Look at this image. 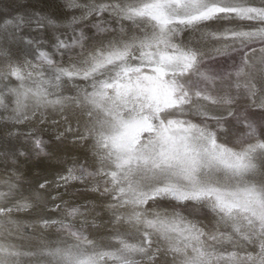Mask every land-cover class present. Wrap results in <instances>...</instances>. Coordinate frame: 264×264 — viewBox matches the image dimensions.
<instances>
[{
	"label": "snow or ice",
	"instance_id": "1",
	"mask_svg": "<svg viewBox=\"0 0 264 264\" xmlns=\"http://www.w3.org/2000/svg\"><path fill=\"white\" fill-rule=\"evenodd\" d=\"M65 8L79 15H71L64 31L57 20L36 11L0 17V57L9 58L5 75L18 82L0 87V110L7 109L8 97L13 104L11 115L0 119L14 124L30 119V99L36 111L58 108L66 122L69 107L81 109L85 130L77 121L75 127L66 123L65 131L74 143L92 141L98 167L74 162L57 174L55 195L47 180L38 187L35 199L43 192L63 213L59 219L42 218L41 226L66 232L73 243L52 241L33 251L0 246V264H155L162 252L158 241L166 243L165 255L180 257V264H264V131L247 112L264 109V0H66ZM85 27L94 29L93 40L105 37L91 50ZM185 29L193 38L177 42ZM49 31L51 52L44 35ZM209 39L224 42L214 50L218 55L241 50L232 71L220 75L205 66L200 47ZM20 44L32 56L23 65L10 60L12 46ZM56 54L67 55V64H58ZM65 80L86 86L64 96ZM241 99L249 103L237 108ZM219 111L226 116L216 115ZM193 115L200 123L189 118ZM229 117L242 126L231 140L218 136ZM27 138L30 150L14 148L3 153L5 159L47 155L42 138L33 133ZM88 178H98L91 191L114 201L108 205L113 222L139 226L136 231H116L102 243L76 227L86 205L69 204L59 189ZM17 191L12 184L0 200L15 198ZM28 199L13 207L31 208ZM163 201L172 211L146 207ZM180 209L192 216L207 209L215 223L190 220ZM12 210L0 207V215ZM234 237L258 249L256 254L229 250Z\"/></svg>",
	"mask_w": 264,
	"mask_h": 264
},
{
	"label": "bare ground",
	"instance_id": "2",
	"mask_svg": "<svg viewBox=\"0 0 264 264\" xmlns=\"http://www.w3.org/2000/svg\"><path fill=\"white\" fill-rule=\"evenodd\" d=\"M65 3L66 0H0V17L14 18L17 15L31 14L36 11L57 20L60 25L64 26L68 24L71 15H79V12L72 13L68 11L65 8ZM25 34L27 35V30H25ZM131 34V32L127 33V35ZM192 38L193 34L191 31L185 29L176 37V41H187ZM101 39H105V37H96V40L90 39L87 48L91 50L92 45ZM222 43L224 42L209 39L201 45L200 50L204 55H211L210 53H215L214 50L221 47ZM229 43L231 42L229 41ZM251 47L258 48L259 46L255 45ZM72 56L75 57L76 54ZM25 57L32 59V56L24 45L12 46L11 61L23 65ZM57 57V54L54 55L55 61ZM9 62V58L0 57V87H16L18 85V82L14 78L5 75L8 72ZM56 62L66 65L68 56L65 55L60 61ZM77 86L85 87L86 82L82 80H65L62 94L64 96H74ZM11 100L12 97L6 99L8 107L6 110H0V117L11 115V109L13 108ZM259 102L258 98L256 103L258 104ZM34 111H36V105L30 99L28 101V108L26 109V115L30 119L15 124L0 119V192H8L12 184H15L18 189L15 198L0 200V207L7 206L13 208L10 213L0 215V246L14 247L21 251H33L50 244L52 241H60L64 244L74 242L71 236L66 232L57 231L56 227L44 228L41 226L40 220L42 218L59 219L63 213L61 210L53 208L52 202H50L48 196L43 192L39 193V200L35 199L38 194V187L39 184L47 180L52 185V189H49V191H52V194L55 195L56 192L53 189H55L57 174H62L74 162L84 164L89 170H94L98 167L96 159L92 155V141L87 140L74 143V136L65 131L66 123H71L75 127L77 121L81 125L80 131L83 132L85 130L87 118L83 115L81 109H77L74 106L69 107L64 113L68 116L67 122L61 118L58 108L48 106L45 109L42 106L33 117L32 113ZM215 114L220 115L221 113L219 111ZM189 118L196 123H200L201 118L198 116L193 115ZM208 123L211 128L215 129L214 122L209 120ZM224 127L226 129L225 124ZM34 128L38 129L37 132L42 133L43 141L47 146V155H29L27 157H20L15 161L11 156L5 159L2 153L5 148L12 150L13 146L20 141L24 144L22 145L23 148H28L25 145L28 139L26 137H23L24 139L21 138L20 134L30 133ZM10 132L15 133V135L9 136ZM62 133L63 135H61ZM226 135V131L218 132V136L226 137ZM24 140L25 142H23ZM97 182L98 178L96 180L88 178L85 181H74L66 189H59L62 199L69 204L86 205L82 209L85 215L78 216L74 220V223L78 225L77 228L83 226L85 234L89 239L102 243H107L105 238L111 236L116 231H136L139 226L124 223L123 221L120 223L113 222V209L108 207L109 204L114 203L111 196H101L99 192L90 190ZM22 198H29L28 202L32 204V207L27 210L17 211L13 206ZM55 203H60V200L58 199ZM146 207L149 210L155 208L157 211L165 209L172 211L167 201L160 202L158 205H152L150 202ZM116 211L128 213L131 209L118 208ZM179 211L188 219L198 222H200V219L206 222V220L214 218L213 214L208 212L207 209H205L204 215L197 216L189 215L183 209ZM208 226L210 225L208 224ZM221 230H224L223 226H221ZM153 239L156 240L155 237ZM233 239L235 244L226 246L229 250L235 249L242 254L243 250L247 249L253 255L256 254L258 249L245 244L238 237H234ZM158 244L162 249V257L160 255L155 264H180V257L174 258L171 254H164V250L167 248L165 242L158 241ZM22 264H36V262L23 260ZM244 264H247V262H244Z\"/></svg>",
	"mask_w": 264,
	"mask_h": 264
},
{
	"label": "rangeland",
	"instance_id": "3",
	"mask_svg": "<svg viewBox=\"0 0 264 264\" xmlns=\"http://www.w3.org/2000/svg\"><path fill=\"white\" fill-rule=\"evenodd\" d=\"M105 19H107V17H105ZM113 27H115V25H113ZM65 28L62 26L60 28V31H64ZM84 31H85V34L90 38V37H93L94 35V29H92L91 27H85L84 28ZM35 35V34H34ZM45 39L48 41V46H47V50L49 52L52 51L50 45L54 42L53 40V34L51 31L49 32H46L45 34ZM91 39V38H90ZM90 39L86 42V47H88L89 45V41ZM259 46L258 44H253L252 46ZM255 48V47H254ZM80 51V49H76L75 52L71 53L70 55H75L76 53H78ZM211 55H205V66L207 68H209L211 71L217 73V74H220V75H223L227 72H230L233 70V68L239 64L240 60H241V50L237 47L235 50L233 51H229V53L227 55H219L218 54L216 55V53H210ZM57 58H56V61H60L63 57H61V55L57 54ZM213 56V57H212ZM247 102L246 100L244 99H241L238 104L236 105L237 108H242L244 105H246ZM248 112V116L251 120H253L254 122H256L257 124V130L258 131H264V128L261 127L262 124H264V109H260V108H250L247 110ZM220 115H225L226 116V111H220ZM226 113V114H225ZM213 122V121H211ZM224 124L226 125V137L231 140L232 139V136L234 133L238 132L242 126L238 125L236 123V121L232 118V117H229L225 122ZM37 128H34L32 129V132L30 133H33L35 134L36 136H39L40 138H42V133L40 132H37ZM28 134L29 133H21L20 136L21 138H27L28 137ZM23 138V139H24ZM22 139V140H23ZM28 139V138H27ZM43 139V138H42ZM25 142V140L23 141ZM28 142V143H27ZM26 142V146L28 148H23L22 145V141H20L19 143H17L16 145L13 146V149L16 148V149H19V150H30L32 148V145H31V141L30 139H28V141ZM1 146V144H0ZM1 151V150H0ZM11 150L9 149H6L3 150L2 153H5V152H10ZM1 153V152H0ZM32 155H35V154H32ZM213 219L212 220H205L203 221V219H200V222H202L203 225H212L216 218L215 216L213 215ZM76 227H78V225L76 224ZM164 256V255H163ZM162 257V255H161ZM157 264V263H156Z\"/></svg>",
	"mask_w": 264,
	"mask_h": 264
}]
</instances>
